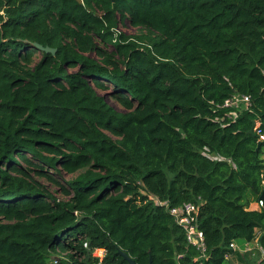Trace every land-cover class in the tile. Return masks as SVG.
<instances>
[{
	"label": "trees",
	"instance_id": "1",
	"mask_svg": "<svg viewBox=\"0 0 264 264\" xmlns=\"http://www.w3.org/2000/svg\"><path fill=\"white\" fill-rule=\"evenodd\" d=\"M120 24L157 37L133 41ZM235 94L252 105L232 120L216 106ZM256 120L264 0H0V264L56 251L54 264H99V248L103 264H128L120 251L137 264H264L231 249H264V209H249L264 195ZM40 163L76 174L46 175L66 200L40 195ZM156 201L199 205L206 259Z\"/></svg>",
	"mask_w": 264,
	"mask_h": 264
},
{
	"label": "built area",
	"instance_id": "2",
	"mask_svg": "<svg viewBox=\"0 0 264 264\" xmlns=\"http://www.w3.org/2000/svg\"><path fill=\"white\" fill-rule=\"evenodd\" d=\"M251 105L250 96L244 94H235L234 96L226 99L223 104H218L216 109L225 110V117L228 119L237 120L241 114L250 110ZM253 132L254 136L258 138V143L264 142V128L260 120L255 121ZM156 202L159 205L165 206L168 213L174 218L176 224L181 229H183L187 245L196 249L200 253V256L195 258V262H200V260L206 259L207 248L205 243V235L199 227V205L188 202L181 206L170 207L168 202ZM256 203L258 206L257 209L259 211L264 209V199H261ZM254 243L262 248L258 238L254 240ZM85 246L87 247V244ZM231 249L234 251L237 250L235 243L231 244ZM93 255L99 260V264H103V261L107 256V250L105 248L96 249ZM183 257L184 255H179L177 258L178 260H181Z\"/></svg>",
	"mask_w": 264,
	"mask_h": 264
},
{
	"label": "rangeland",
	"instance_id": "3",
	"mask_svg": "<svg viewBox=\"0 0 264 264\" xmlns=\"http://www.w3.org/2000/svg\"><path fill=\"white\" fill-rule=\"evenodd\" d=\"M97 11H98V8H96V12ZM117 31L124 34L126 37H129L133 41H137L138 38L144 39V40H142L143 43H144V41L147 42L148 38H156L157 37V34H154L145 28H136V27H133V26L128 25V24H120ZM98 44L101 48H103V45L100 42H98ZM107 52H112V50L108 49ZM94 57H96V55H94ZM39 58H40V56H36L34 58V61H37ZM107 86L108 87H106V89L99 90V93L104 95L107 98L108 102L110 103V105L112 107H114L116 110H118L120 112H124L125 111L124 108L117 102V100H115L114 98L111 97L112 87L110 85H107ZM18 162L21 163V161H18ZM40 165L43 166V169L45 171L43 175H39L37 173H31V176L36 181V183H37L36 185L40 190L39 191L40 195L42 197H46L45 193H51L58 200H66L67 198L65 196H63V194L59 190L58 186L55 185L53 182H51L46 175H49L50 177H52V178L58 180L59 182L65 184L69 178L76 176V174L67 175L65 172H61L59 174H56L54 170L48 169L49 167L47 165H42L41 163H40ZM47 172L49 174H47ZM3 221H5V220H3ZM238 245L241 248H244V243L242 241H238ZM58 256L62 257V258H66V253L58 252V251L54 252L50 258V264H54V259ZM234 262H236V258H234L231 261V263H234Z\"/></svg>",
	"mask_w": 264,
	"mask_h": 264
},
{
	"label": "crops",
	"instance_id": "4",
	"mask_svg": "<svg viewBox=\"0 0 264 264\" xmlns=\"http://www.w3.org/2000/svg\"><path fill=\"white\" fill-rule=\"evenodd\" d=\"M257 203L252 202L250 205L251 210H258L257 209ZM244 243V248H241L238 245V242H236L237 250L235 252L239 253L241 257L243 258L244 262H248L252 259H254L257 254L260 256V260H264V249L261 248L260 246H257L254 241L253 242H248V241H242ZM234 258H236V262L233 264H242L240 259L237 256H230L229 259L232 261Z\"/></svg>",
	"mask_w": 264,
	"mask_h": 264
},
{
	"label": "water",
	"instance_id": "5",
	"mask_svg": "<svg viewBox=\"0 0 264 264\" xmlns=\"http://www.w3.org/2000/svg\"><path fill=\"white\" fill-rule=\"evenodd\" d=\"M78 3H81L82 0H77ZM35 46L40 49L41 51H45L47 53H52V54H55L56 53V50L55 49H52V48H44L43 46L39 45V44H35ZM255 124V122H254ZM254 126V125H253ZM251 135H254V132H253V128L250 130L249 132ZM264 146V142H259L258 143V146H257V150H260V148ZM262 199H264V195L261 197ZM120 255L123 257V259L128 263V264H137V262L132 259L127 253L123 252V251H120L119 252ZM150 264H153L152 262V258L150 259Z\"/></svg>",
	"mask_w": 264,
	"mask_h": 264
}]
</instances>
